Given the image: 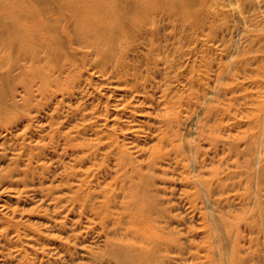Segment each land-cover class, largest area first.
I'll list each match as a JSON object with an SVG mask.
<instances>
[{"label": "rangeland", "instance_id": "rangeland-1", "mask_svg": "<svg viewBox=\"0 0 264 264\" xmlns=\"http://www.w3.org/2000/svg\"><path fill=\"white\" fill-rule=\"evenodd\" d=\"M7 1L0 0V7ZM152 10L131 41L120 42L122 66L114 73L101 72L93 65L101 56L62 31L69 57L46 89L34 85L28 100L19 83L14 100L5 86L0 264H70L55 247H103L98 217L80 206L110 201L113 210L131 183H120L115 152L130 151L145 166L155 148L168 153L155 173L161 202L174 216L170 226L192 243L187 254L169 253L177 258L167 264H209L218 257L215 248L224 245L240 247L246 264H264L258 214L264 181H253V145L264 117V0H201L194 7L196 22L165 5ZM59 17L52 11L48 19ZM68 17L66 11L64 26ZM70 29L74 34L73 25ZM5 54L0 47V57ZM209 106H215L211 114ZM195 113L197 121L187 124ZM163 134L168 137L162 142ZM213 136L224 145L212 143ZM180 143L188 158L196 149V171L189 159L179 162L183 157L173 148ZM261 156L264 168V138ZM195 173L212 183L210 205ZM115 191L120 199L112 196Z\"/></svg>", "mask_w": 264, "mask_h": 264}, {"label": "bare ground", "instance_id": "bare-ground-1", "mask_svg": "<svg viewBox=\"0 0 264 264\" xmlns=\"http://www.w3.org/2000/svg\"><path fill=\"white\" fill-rule=\"evenodd\" d=\"M9 1L12 3H8ZM32 1H35V4ZM200 1L8 0L0 7V47L6 51V54L0 57V68H4L0 72V96H5L4 88L7 85L12 90L10 97L14 100L19 83L22 84L28 100L32 96L34 85L38 84L43 90L47 88L48 83L55 79L53 78L55 69L62 70L69 57L64 48L65 41L60 37L62 31L66 33L67 40L81 48L90 47L95 55L101 56L93 63L101 72L109 70L114 73L113 68L119 70L122 66L120 56L118 57V53L123 51L120 42L127 45L131 41L130 38L143 27V19L154 7L165 5L172 14L176 13L182 18L196 22L194 7ZM52 11L59 13L60 17L55 20L48 19ZM66 11L69 13L67 19L69 22L64 26L62 15ZM72 25L74 34L69 33ZM73 48L75 51L78 49ZM23 61L25 64H22ZM15 70H21L20 75L15 76ZM18 79L20 82H17ZM214 107H208L209 114L213 113ZM196 117L198 119L197 114L189 116L187 124L195 123ZM261 121V135L257 137L256 145H253L256 152L253 175L257 177L253 181L257 180V184L264 181V168L261 165L264 117ZM217 129H224L222 121H219ZM166 137L168 135L163 134L161 141H165ZM211 140L212 143L222 142L223 145L225 143L220 141L218 136H213ZM183 146L184 144L180 143L173 148L183 157L179 162L182 164L189 159L192 169L196 171L198 169L196 149H190L192 153L188 158V154L181 149ZM164 153L162 148H155L144 166L145 160H138L136 163L130 151L121 149L115 152V171L119 173L120 183L127 180L131 182L129 186L127 185L130 190L123 191L122 197L125 200H121L120 203L114 201L111 206L113 210L110 209V201L97 207L91 202L80 206L81 211L88 213L92 210L98 217L101 230L98 234L105 233L103 247H72L71 251L67 247H55L68 256L70 264H167L176 263L177 258V255L170 256L169 253L182 255L189 252L191 240L170 226L174 216L167 205L161 202H165L161 198V186L156 184L158 178L155 173L156 164L163 156L168 155ZM195 178L201 187L203 198L210 205L212 196L208 192V187H211L212 183L201 179L197 173ZM121 188H124L123 184ZM118 194L115 191L112 196L120 199ZM258 207L260 224L264 228V203L259 202ZM154 221L165 224L158 225ZM92 228L90 226L89 230ZM157 231H161L162 234ZM213 235L216 240L221 239L218 234ZM215 252L218 257L210 258L209 264L247 263L245 257H240V247L236 245L230 248L225 245L217 247Z\"/></svg>", "mask_w": 264, "mask_h": 264}]
</instances>
